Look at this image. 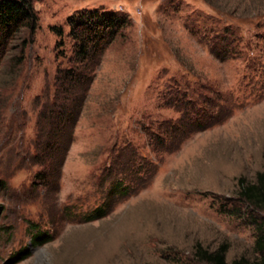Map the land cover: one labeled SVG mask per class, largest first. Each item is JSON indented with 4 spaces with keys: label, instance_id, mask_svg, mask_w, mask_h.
I'll return each mask as SVG.
<instances>
[{
    "label": "rangeland",
    "instance_id": "374dc122",
    "mask_svg": "<svg viewBox=\"0 0 264 264\" xmlns=\"http://www.w3.org/2000/svg\"><path fill=\"white\" fill-rule=\"evenodd\" d=\"M32 6L24 61L20 40L0 59V264H205L197 244H226L228 263L259 257L264 211L239 198L238 181L264 165V0ZM93 9L129 23L83 61V84L60 86L74 57L67 19ZM56 99L72 106L66 125L52 118ZM30 222L52 238L31 244Z\"/></svg>",
    "mask_w": 264,
    "mask_h": 264
},
{
    "label": "trees",
    "instance_id": "16d2710c",
    "mask_svg": "<svg viewBox=\"0 0 264 264\" xmlns=\"http://www.w3.org/2000/svg\"><path fill=\"white\" fill-rule=\"evenodd\" d=\"M128 23L129 18L127 15L115 11H99L93 9L70 15L67 19V24L69 26L68 36L73 41L74 57L71 60L72 64L69 68H59L57 70L55 81L59 82L60 86L69 85L71 88L83 84L87 75V72H85L87 69L81 66L83 61L85 59H92L93 56L101 53L107 48L115 35L127 26ZM37 27L38 17L33 9L32 0H0V59L10 48L12 49L14 47L12 43L15 40H20L18 47L19 56L15 64H21L25 59V49L31 42V37ZM50 29L59 38L55 47L60 48L63 45V28L61 26H52ZM57 78L61 79L57 81ZM70 89L66 88L64 90L65 94L62 97L64 99L66 98V100L78 99L76 95H73ZM53 104L58 107L59 110L56 111L54 108L52 109L53 111L51 113L55 114L52 115V118L55 116L58 117V119L60 118V121L63 122L60 125H66V121H68L70 117L71 121L74 119V117L70 115L72 106L69 108L68 103H59L56 99ZM65 113H67V115ZM197 114L196 112L194 124L200 128L203 127V123L202 120L197 117ZM238 182L239 198L252 209L264 211V165L263 169L256 173L254 181H248L242 177ZM4 184V181H0L1 186ZM116 186L121 192L127 189L121 180L116 181L114 187L116 188ZM1 212L2 209L0 207V214ZM104 212L105 207L99 206L87 213L86 218L88 220L95 219L102 216ZM28 227L31 232V244L36 245L47 242L52 238L49 231L40 229L37 223L30 222ZM258 231L259 233L255 239L254 247L261 255L254 259L241 256L228 263L225 259L228 249L226 244H221L214 250H208L201 244H197L194 255L199 262L205 264H264V226L260 227ZM27 255V249L19 250L10 257V262L21 260L27 257Z\"/></svg>",
    "mask_w": 264,
    "mask_h": 264
}]
</instances>
